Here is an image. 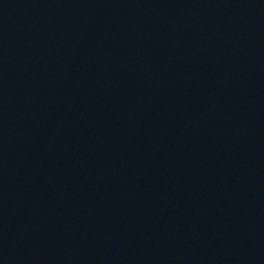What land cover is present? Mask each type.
Instances as JSON below:
<instances>
[{
  "label": "water",
  "instance_id": "95a60500",
  "mask_svg": "<svg viewBox=\"0 0 264 264\" xmlns=\"http://www.w3.org/2000/svg\"><path fill=\"white\" fill-rule=\"evenodd\" d=\"M0 264H205L145 207L64 91L1 35Z\"/></svg>",
  "mask_w": 264,
  "mask_h": 264
}]
</instances>
